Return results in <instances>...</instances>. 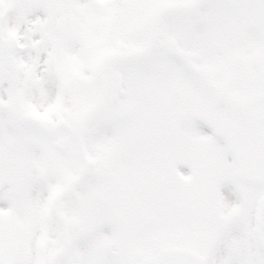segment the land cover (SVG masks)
Instances as JSON below:
<instances>
[{
    "label": "snow or ice",
    "instance_id": "1",
    "mask_svg": "<svg viewBox=\"0 0 264 264\" xmlns=\"http://www.w3.org/2000/svg\"><path fill=\"white\" fill-rule=\"evenodd\" d=\"M0 264H264V0H0Z\"/></svg>",
    "mask_w": 264,
    "mask_h": 264
}]
</instances>
